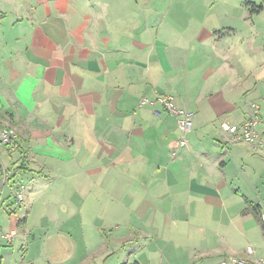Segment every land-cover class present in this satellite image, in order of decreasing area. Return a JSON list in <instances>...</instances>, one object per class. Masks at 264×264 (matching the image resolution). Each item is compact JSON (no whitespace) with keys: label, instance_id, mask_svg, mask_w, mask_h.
Returning <instances> with one entry per match:
<instances>
[{"label":"crops","instance_id":"crops-1","mask_svg":"<svg viewBox=\"0 0 264 264\" xmlns=\"http://www.w3.org/2000/svg\"><path fill=\"white\" fill-rule=\"evenodd\" d=\"M0 3V129L14 128L21 157L30 155L22 178L40 188L27 200L53 185L93 203L108 263L216 264L249 247L264 260V230L246 211L264 217V0ZM179 9L205 11L208 37H172ZM241 26L248 36L232 37ZM162 95L195 113L185 147L177 119L144 103ZM251 101L262 120L257 150L220 130L243 123ZM16 215L6 228L15 239L28 227Z\"/></svg>","mask_w":264,"mask_h":264},{"label":"rangeland","instance_id":"rangeland-1","mask_svg":"<svg viewBox=\"0 0 264 264\" xmlns=\"http://www.w3.org/2000/svg\"><path fill=\"white\" fill-rule=\"evenodd\" d=\"M196 12L181 9L172 11L169 20L172 24V37H208L207 30L211 26V19L207 18L203 23L200 21V14H205V11ZM256 21V29L259 31L257 37H264V11ZM242 28V26L237 27L239 32L232 37H247L248 35L240 32ZM144 103L151 104L148 101H144ZM11 129L17 136L14 143L15 148L0 144V154L2 155L0 161L5 170L4 178L0 179V225L3 227V234H6L10 217L17 214L16 218L20 221L28 217V227L20 231L15 241L9 243L0 234L1 264H82V262L85 264H117L121 262L119 264H122V261H118L120 257L117 255L113 256L109 263L108 260L103 259L102 252L105 247L97 241V235L92 233L91 228L104 225L105 222L101 215H97L100 212H95L96 207L94 208L93 203L72 201L70 196L64 194L65 192L69 193L67 189L61 188L62 193L60 194L57 189L53 188V185H48L40 197L31 196L27 200V193L34 192L40 188L38 187L40 185L35 182V179L23 180V175H26L28 171L31 172L29 170L31 159L29 154L21 157L17 131L14 128ZM22 161L23 167L17 168V165L21 166ZM16 191L24 195L25 200L22 204L16 203ZM83 204L84 206L80 207ZM231 206L235 208V203L232 202ZM79 207L82 208V212L77 209ZM75 213H78V216H74ZM79 214L82 215L81 219L86 228V234L79 230L82 226ZM118 219L122 220V218ZM212 220L207 217L204 225L213 227ZM18 226L23 227L19 224ZM109 231L106 229L107 235L110 237ZM261 255H264V249Z\"/></svg>","mask_w":264,"mask_h":264},{"label":"built area","instance_id":"built-area-1","mask_svg":"<svg viewBox=\"0 0 264 264\" xmlns=\"http://www.w3.org/2000/svg\"><path fill=\"white\" fill-rule=\"evenodd\" d=\"M3 8L0 3V21L3 18ZM154 106V114L159 116L161 111L155 106L160 105L163 110L177 119L178 130L180 133L179 147L187 145V136L193 129V120L195 117L194 111L180 106L175 98L171 96H159L156 102L151 103ZM248 116L247 119L241 124L229 123L224 121L220 124V130L229 138L231 143H243L248 145L253 150H257L262 145V136L258 132V126L261 123L260 107L258 103L251 101L247 105ZM17 136L13 129L0 130V144L7 147H14ZM15 148V147H14ZM178 148H175L174 153ZM15 200L17 204H22L25 200L24 195L16 191ZM264 220V217H263ZM2 238L8 243L15 240V234H3L0 228ZM216 264H264L263 259L254 257V250L249 247L245 255L230 256L221 260Z\"/></svg>","mask_w":264,"mask_h":264},{"label":"trees","instance_id":"trees-1","mask_svg":"<svg viewBox=\"0 0 264 264\" xmlns=\"http://www.w3.org/2000/svg\"><path fill=\"white\" fill-rule=\"evenodd\" d=\"M22 167H23V165H22ZM4 175H5V170L3 169L2 164L0 162V179L4 178ZM246 211H250V212H252L254 214L256 220L258 221V223L260 224V226L264 230V220H263V217H262L258 207L254 206V205H249V208ZM25 221L26 220L19 221V224L20 225L25 224L24 223Z\"/></svg>","mask_w":264,"mask_h":264}]
</instances>
